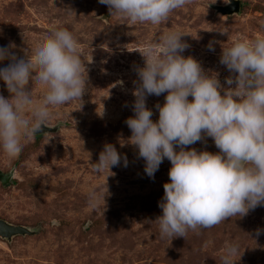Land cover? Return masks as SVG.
I'll list each match as a JSON object with an SVG mask.
<instances>
[{"label": "rangeland", "instance_id": "374dc122", "mask_svg": "<svg viewBox=\"0 0 264 264\" xmlns=\"http://www.w3.org/2000/svg\"><path fill=\"white\" fill-rule=\"evenodd\" d=\"M238 1L239 12L225 16L218 12L229 3L225 0H187L152 25L111 14L98 0H0V47L12 41L22 56V49L30 50L44 27L55 23L77 38L86 67L81 104L73 100L54 108L42 125L45 131L25 141L14 158L0 151V172L8 177L7 183L0 181V219L28 231L0 237V264H220L224 245L232 241L239 246L235 264H264V206L189 230L185 237L161 238L155 219L162 214L158 201L170 162L165 158L154 178L148 177L138 149L127 142L131 131L125 123L134 115L135 67L144 64L140 51L168 29L186 33L183 55L218 73L228 87L225 78L235 74L220 63L222 46L264 32V0ZM30 88L34 97L42 95L35 81ZM0 95L10 96L3 81ZM164 95L146 98L154 121ZM105 143L116 147L122 161L96 174L90 163L98 161ZM187 147L219 151L211 137ZM92 188L106 192L105 201L91 205Z\"/></svg>", "mask_w": 264, "mask_h": 264}, {"label": "clouds", "instance_id": "9594fccd", "mask_svg": "<svg viewBox=\"0 0 264 264\" xmlns=\"http://www.w3.org/2000/svg\"><path fill=\"white\" fill-rule=\"evenodd\" d=\"M98 2L132 22L159 25L187 0ZM184 34L168 29L139 50L144 64L135 67L134 115L125 121L131 131L127 142L138 149L148 177L154 178L165 158L170 162L169 180L158 201L162 214L155 219L161 238L185 237L189 230L208 229L264 206V32L222 46L220 63L235 74L225 78L228 87L218 73L183 55L189 47L181 39ZM16 47L12 41L0 47V62L8 61L0 67V81L10 93L8 98L0 95V151L9 158L20 153L54 108L73 100L81 104L86 82L79 41L67 27L46 25L32 48L22 49V56ZM208 48L214 50L213 42ZM33 81L42 86L39 98L30 88ZM161 94L164 103L155 105L154 121L146 98ZM204 137H211L219 151L187 147ZM121 161L116 147L105 143L91 170L100 174ZM123 164L127 166L126 156ZM105 194L89 189L88 202L95 206ZM238 251V243H226L220 264H235Z\"/></svg>", "mask_w": 264, "mask_h": 264}, {"label": "water", "instance_id": "95a60500", "mask_svg": "<svg viewBox=\"0 0 264 264\" xmlns=\"http://www.w3.org/2000/svg\"><path fill=\"white\" fill-rule=\"evenodd\" d=\"M240 2L238 0H230L228 4L218 7V12L222 15L229 16L233 13L239 12ZM45 131V128L41 125L40 129L35 134H40ZM0 181L2 184L7 183L8 177L0 172ZM28 233L27 229L22 226L11 225L4 220L0 219V237L9 240L15 235H24Z\"/></svg>", "mask_w": 264, "mask_h": 264}, {"label": "trees", "instance_id": "16d2710c", "mask_svg": "<svg viewBox=\"0 0 264 264\" xmlns=\"http://www.w3.org/2000/svg\"><path fill=\"white\" fill-rule=\"evenodd\" d=\"M38 137V135H36Z\"/></svg>", "mask_w": 264, "mask_h": 264}]
</instances>
